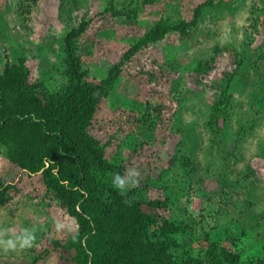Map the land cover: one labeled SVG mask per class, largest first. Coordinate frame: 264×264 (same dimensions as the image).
Segmentation results:
<instances>
[{
  "label": "rangeland",
  "instance_id": "1",
  "mask_svg": "<svg viewBox=\"0 0 264 264\" xmlns=\"http://www.w3.org/2000/svg\"><path fill=\"white\" fill-rule=\"evenodd\" d=\"M181 22L183 33L170 28ZM81 25L83 79L116 69L85 129L105 163L91 169L97 183L107 190L112 174L137 167L140 184L128 193L144 214L181 223L167 238L179 264H204L213 246L237 264H264V0H0V79L19 69L42 104L56 98L68 81L65 38ZM161 26L162 38L126 57ZM219 96L230 104L214 119ZM13 138L0 140V227L35 226L37 239L0 252V264H74L77 222L41 172L11 159ZM57 222L73 230L57 232Z\"/></svg>",
  "mask_w": 264,
  "mask_h": 264
},
{
  "label": "trees",
  "instance_id": "2",
  "mask_svg": "<svg viewBox=\"0 0 264 264\" xmlns=\"http://www.w3.org/2000/svg\"><path fill=\"white\" fill-rule=\"evenodd\" d=\"M201 9H195V17ZM185 26L181 22L170 28L183 33ZM168 28L151 30L126 57L141 45L162 38ZM82 31L83 25L65 38L67 86L48 103L42 104L28 87H23L25 75L19 69L8 70L0 79V140L14 136L11 159L30 174L41 172L45 185L75 218L78 235L69 245L74 264H179L168 252L172 241L167 238L179 232L181 223L144 214L135 194L122 197L113 186L105 190L91 174V169L105 163L85 129L98 101L114 82L116 69L98 83L83 79L74 51L75 39ZM262 78L264 89V75ZM229 104V96H219L210 108V117L224 116ZM29 131L35 135L36 144L30 143ZM125 199H131V204L124 203ZM150 206L156 209L161 204L150 202ZM204 259V264L238 261L237 255L224 248L218 253L214 246L204 251ZM190 261L202 264V259L190 258L184 264Z\"/></svg>",
  "mask_w": 264,
  "mask_h": 264
},
{
  "label": "clouds",
  "instance_id": "3",
  "mask_svg": "<svg viewBox=\"0 0 264 264\" xmlns=\"http://www.w3.org/2000/svg\"><path fill=\"white\" fill-rule=\"evenodd\" d=\"M141 173L137 167H128L124 174L114 173L111 175V183L114 189L122 197L126 196L128 191L139 186ZM124 203L131 204V199H125ZM73 230L63 222H57L55 229L57 232L63 231L65 228ZM37 228L21 227L17 230L16 227H0V252L8 254L16 251H24L31 249L36 244Z\"/></svg>",
  "mask_w": 264,
  "mask_h": 264
}]
</instances>
